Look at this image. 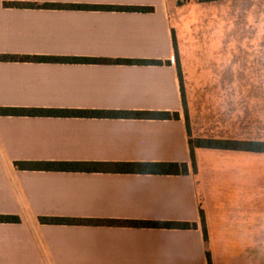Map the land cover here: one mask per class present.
I'll list each match as a JSON object with an SVG mask.
<instances>
[{
    "label": "crops",
    "instance_id": "obj_1",
    "mask_svg": "<svg viewBox=\"0 0 264 264\" xmlns=\"http://www.w3.org/2000/svg\"><path fill=\"white\" fill-rule=\"evenodd\" d=\"M12 1L154 9L6 4ZM190 5H213L215 79L228 75L235 83L237 75H245L246 88L253 89L251 76L264 75V0ZM0 54L105 59H0V106L179 114L0 115V214L20 217L19 222H0V264H208L207 249L212 264H264V152L196 147L193 170L169 0H0ZM117 58L170 63L111 61ZM245 121L250 133L241 138L252 140L253 115ZM16 160L185 161L189 170L21 169ZM40 217L92 221L49 223ZM118 219L188 221L196 227L109 222Z\"/></svg>",
    "mask_w": 264,
    "mask_h": 264
},
{
    "label": "rangeland",
    "instance_id": "obj_2",
    "mask_svg": "<svg viewBox=\"0 0 264 264\" xmlns=\"http://www.w3.org/2000/svg\"><path fill=\"white\" fill-rule=\"evenodd\" d=\"M198 2L169 0L178 55L174 63L183 87L184 116L190 136L193 140L197 137L247 140L241 136L250 133L245 119L251 114L252 140H261L264 137V75L251 76L253 89L246 88L245 75H237L236 84L228 75L217 74L215 79L214 8L213 5H190Z\"/></svg>",
    "mask_w": 264,
    "mask_h": 264
},
{
    "label": "trees",
    "instance_id": "obj_3",
    "mask_svg": "<svg viewBox=\"0 0 264 264\" xmlns=\"http://www.w3.org/2000/svg\"><path fill=\"white\" fill-rule=\"evenodd\" d=\"M213 1V0H200ZM11 6L18 7H44V8H85V9H106V10H132V11H151L154 8L148 5H112V4H76V3H53V2H29L12 1L6 2ZM175 46V35H174ZM176 51V47H175ZM178 58L176 51V59ZM0 59L4 60H39V61H88L98 62L105 60L96 57H69L55 55H23L0 54ZM111 61L118 63H147V64H169V60L161 59H127L117 58ZM178 70V69H177ZM179 73V71H178ZM180 78V74H179ZM181 83V80H180ZM184 110L186 104L183 96ZM0 115H49V116H99V117H147V118H178L177 111H138V110H114V109H82V108H46V107H19V106H0ZM190 156L193 170L196 172V147L207 148H234L251 151L264 152V140H235V139H213L197 137L195 140L190 136ZM14 165L21 169H42V170H102L112 169L119 171H137L152 173H188V163L176 161H155V162H98V161H70V160H16ZM201 221L203 224L204 239L207 243L208 233L204 211L200 208ZM42 222L49 223H79L91 222L92 220L70 218V217H40ZM20 217L14 214H0V222H19ZM113 224L141 226V227H164V228H192L196 227L195 222L188 221H149V220H126L118 219L109 221ZM208 264H212L209 249L206 250Z\"/></svg>",
    "mask_w": 264,
    "mask_h": 264
}]
</instances>
